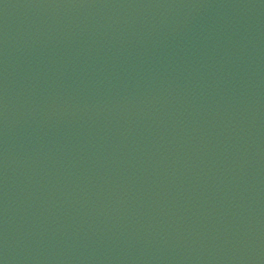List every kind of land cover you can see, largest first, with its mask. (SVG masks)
I'll return each mask as SVG.
<instances>
[{"label": "water", "instance_id": "water-1", "mask_svg": "<svg viewBox=\"0 0 264 264\" xmlns=\"http://www.w3.org/2000/svg\"><path fill=\"white\" fill-rule=\"evenodd\" d=\"M0 264H264V0H0Z\"/></svg>", "mask_w": 264, "mask_h": 264}]
</instances>
